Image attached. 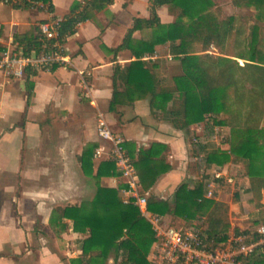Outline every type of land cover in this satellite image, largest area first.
Listing matches in <instances>:
<instances>
[{
	"label": "crops",
	"instance_id": "1",
	"mask_svg": "<svg viewBox=\"0 0 264 264\" xmlns=\"http://www.w3.org/2000/svg\"><path fill=\"white\" fill-rule=\"evenodd\" d=\"M80 1L83 0H52L51 13L67 17ZM149 2L113 0L93 10L65 42L72 65L26 75L19 98L0 94V177L22 172L16 161L22 146L28 155V169L22 173L28 178V188L0 183V264H74L73 260L81 256L79 241L87 235L75 231L73 220L61 215V209L81 206L96 194L97 180L83 170L81 156L85 148L97 145L94 174L101 161L110 159L105 154L95 156L100 147L108 150V143L98 134L100 113L114 134L122 138L129 156L136 159L140 151H147L155 161L159 173L155 184L147 191L141 186L148 198L171 200L181 183L195 185L196 175L190 163L199 159L205 162L206 152L201 146L209 144L203 137L206 122L178 129L163 117L161 108H151L149 97L133 102L126 97L115 108L110 107L115 70L136 60L131 49H115L123 43L135 18L150 17ZM167 8L165 5L158 9L163 24L172 22ZM48 16L41 10L26 16L0 3V36L3 42L15 37L29 46L38 34V23ZM149 31L153 28L138 29L133 37L150 39L145 35ZM169 45H157L156 52L144 58L165 59L170 71L161 72L168 76L181 72ZM163 48H168L164 57L160 54ZM211 48L217 49L213 45ZM0 77L9 79L1 72ZM117 88L124 91V83L118 80ZM18 102L20 109H11V104ZM171 106L170 102L168 107ZM101 181L116 188L125 201V182L119 173L103 176ZM152 252L153 246L151 262ZM112 262L113 256L109 264Z\"/></svg>",
	"mask_w": 264,
	"mask_h": 264
},
{
	"label": "trees",
	"instance_id": "2",
	"mask_svg": "<svg viewBox=\"0 0 264 264\" xmlns=\"http://www.w3.org/2000/svg\"><path fill=\"white\" fill-rule=\"evenodd\" d=\"M44 1L49 2L52 9V0ZM112 2L83 0L75 3L63 22V33L73 34L80 22L90 18L93 10H100ZM232 2L239 7L255 9L262 17L264 0ZM165 5L181 9L177 19L167 25L161 22L158 14V9ZM212 6L211 0H150V17L135 18L123 43L115 49H131L136 60L115 70L110 107L115 108L126 97L131 102L149 97L151 108H161L163 117L178 129L202 122L210 127H239L240 137L230 142L229 148L221 150L208 144L201 149L206 152L207 168L221 167L230 160H243L251 171L258 138L264 133L260 127L264 119V26L255 24L248 28L233 15L220 20L210 12ZM141 28H153L152 37L135 40L133 34ZM232 39L236 51L228 55L225 50ZM37 40L35 36L29 44ZM167 43H170L173 59L179 60L181 71L169 76L161 72L169 71L165 59H144L156 52L157 45ZM212 45L218 49V54L209 51ZM196 46L200 50L196 51ZM238 59L245 63L241 65ZM34 72L28 69L27 77ZM118 80L124 83V91L118 90ZM28 86L30 88L31 84ZM170 102L172 106L168 107ZM224 114L226 117H222ZM96 146H88L81 156L83 170L97 180L93 200L61 209V215L73 220L74 230L87 235L79 241L82 254L75 264H106L112 254L111 264H153L149 260V251L155 242L151 224L137 205L124 201L116 188L102 183L103 176L119 173L113 160L101 161L94 174ZM131 159L141 186L147 191L158 178L157 165L147 151H140L138 158ZM250 176L253 190L261 192L264 177ZM148 209L162 216L169 225H173L171 220L190 222L203 218L206 242L213 246L227 242L230 236L229 205L207 197L204 181L193 186L181 183L171 200L150 197ZM235 232L251 233L239 229ZM241 261L243 264H264V248L242 256Z\"/></svg>",
	"mask_w": 264,
	"mask_h": 264
},
{
	"label": "built area",
	"instance_id": "3",
	"mask_svg": "<svg viewBox=\"0 0 264 264\" xmlns=\"http://www.w3.org/2000/svg\"><path fill=\"white\" fill-rule=\"evenodd\" d=\"M10 7H30L49 14L38 23L37 43L29 46L12 37L3 42L0 36V72L8 78H20L32 71L51 70L54 67H68L72 60L67 53L66 40L71 33H63L66 17L53 15L50 3L44 0H0ZM0 22V32L2 30ZM98 134L108 143V150L100 147L95 156L104 154L114 161L120 176L124 179L122 189L126 202H133L151 224L155 234L153 264H243L242 256L250 255L264 248V223L255 231L246 234L233 233L228 241L210 245L206 242L204 228H178L166 224L163 217L148 209V197L141 189V183L134 162L123 146L120 136L114 134L102 113L98 118ZM222 169H215L211 180H207L206 196L214 197L224 177ZM229 182L233 178L226 176Z\"/></svg>",
	"mask_w": 264,
	"mask_h": 264
},
{
	"label": "rangeland",
	"instance_id": "4",
	"mask_svg": "<svg viewBox=\"0 0 264 264\" xmlns=\"http://www.w3.org/2000/svg\"><path fill=\"white\" fill-rule=\"evenodd\" d=\"M213 3L210 12L213 13L218 19H226L227 17L233 15L235 16L240 23L246 27H251L252 25L258 24L264 26V11L262 12V17H260V12L255 9H247L244 7H239L233 4L232 0H211ZM2 3V2H0ZM5 7H8L13 10H18L23 13V15H28L31 11H39L38 9L30 7L22 8H12L8 5L2 3ZM200 7V6H199ZM168 12L172 15V22L175 21L181 12V9L177 6H168ZM186 20H188L186 18ZM171 22V23H172ZM167 25V24H166ZM153 31L146 32L147 37H152ZM168 48H163L160 52L161 56L167 53ZM195 50H200L199 46H196ZM213 52H218V49L211 48ZM236 51L235 44L233 39L230 40L227 44L225 53L228 55H233ZM241 65L245 63V60H238ZM41 71V70H40ZM170 71V70H169ZM26 77L14 78V79H3L0 77V94L6 95H16L17 98L20 96L22 88H25ZM29 100H32V95L29 97ZM2 101H0V104ZM20 102L17 104H11V109H20ZM8 107V105H7ZM27 112L23 113V116H26ZM226 117V114L224 116ZM110 122L111 119L108 118ZM211 122V121H210ZM217 127V128H216ZM260 127L264 129V119L261 120ZM239 127L231 126H220L216 125L215 127L207 126L205 133L203 134L204 141L210 144L212 147L219 148L221 150L229 148V143L236 142V139L240 137ZM258 151H255V158L252 164V169L249 171L248 163L240 160L234 161L230 160L226 162L221 168L214 165L211 168H207L203 159L195 160L190 163V168L192 173L196 175L193 180L194 184L199 181L211 180L214 175L215 169H222L224 171V177L220 182L219 187L215 189V196L218 200L224 201L229 205L230 213V235L235 232V229L240 231H249L253 232L261 224L264 223V188L261 189V192L253 190L251 176L252 174L261 175L264 177V133L258 138ZM192 143L196 144L197 141L191 138ZM25 146V145H24ZM22 146V150L18 153L17 166L21 167L22 172L18 171L16 174H10L0 177L1 184H14L19 186L21 189L25 187L28 188V178L23 173L25 169H28V155L25 152V148ZM203 158V156H202ZM234 158V157H232ZM226 176L233 178V181L229 182ZM205 184V190H206ZM238 196V199H237ZM173 226H178L183 229L190 227L196 228H205L204 219L200 218L194 221H184L178 219L176 221L171 220ZM153 246V245H152ZM149 251V256L151 254V249ZM113 256V254H112ZM77 258H75L74 264L76 263ZM101 261V260H100ZM109 264V261L105 262Z\"/></svg>",
	"mask_w": 264,
	"mask_h": 264
}]
</instances>
